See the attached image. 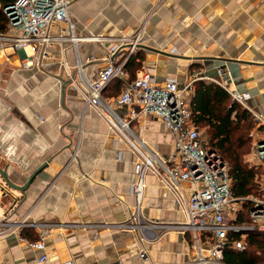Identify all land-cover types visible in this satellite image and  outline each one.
I'll use <instances>...</instances> for the list:
<instances>
[{"label":"crops","instance_id":"crops-1","mask_svg":"<svg viewBox=\"0 0 264 264\" xmlns=\"http://www.w3.org/2000/svg\"><path fill=\"white\" fill-rule=\"evenodd\" d=\"M68 11L76 32L85 36L118 37L144 27L147 44L135 53L140 55L139 66L134 74L126 71L128 78L148 71L155 83H161L184 80L198 71L204 77L199 80L222 81L226 71L214 74L201 63L217 58L236 61L237 76L227 81L228 88L248 92V107L264 115V0H69ZM111 45L108 40L80 41L77 57L66 45L68 70L75 74L78 61L90 81L104 64L100 47ZM59 48L53 47L52 58L42 67H23L20 53L0 52L10 68L4 90L13 108L0 109V219L26 216V221L36 223V228L20 230L26 239L24 232L37 239L42 226L52 224L43 239L46 264L184 262L187 245L178 232L143 230L148 239L143 260L136 231L99 226L124 221L130 214L135 158L127 144L112 135L104 118L85 106L75 86L78 76L69 82L59 64ZM116 83L113 79L105 87V98L118 93ZM131 126L150 148L163 155L170 151L173 138L161 121L141 117ZM145 185L144 222L183 219L172 194L155 176L147 174ZM8 237L0 238V264H33L35 252Z\"/></svg>","mask_w":264,"mask_h":264},{"label":"built area","instance_id":"built-area-1","mask_svg":"<svg viewBox=\"0 0 264 264\" xmlns=\"http://www.w3.org/2000/svg\"><path fill=\"white\" fill-rule=\"evenodd\" d=\"M69 0H14L2 7L7 25L0 32V52L21 54L23 67H42L52 58L53 47L59 45L60 66L69 82L75 83L85 106L92 107L104 118L112 135L124 141L135 158V172L129 183L134 206L124 221L100 224L105 230L118 229L137 233L142 245L139 257L147 259L144 244L148 239L143 230L160 228L178 232L185 239L187 259L179 264H225L224 248L245 249L241 238L249 231L264 232V115L251 111L247 105L248 92L228 88L227 79L211 80L224 88L232 102L247 109L255 123L250 132V165L258 169L255 182L258 195L235 197L231 190L228 164L220 153L211 147L204 130L194 125L189 106L194 82L203 79L198 71L184 80L170 78L155 83L148 71L129 79L123 66L127 59L147 44L143 26L134 32L118 37L85 36L76 32L69 15ZM112 43L106 50L100 47L104 64L90 81L82 75L81 63L72 73L63 58L66 45L78 56L77 43L92 41ZM120 55V59H117ZM93 58H88L91 61ZM113 79L122 82L120 92L111 98L103 97L105 87ZM125 108L120 114L119 109ZM161 121L172 135L170 151L160 154L139 139L132 130V123L139 118ZM155 176L162 187L169 191L175 207L183 219L176 223L143 221L142 199L145 176ZM36 223L26 221V216L16 221L0 219V238L15 235L35 252L33 264H46L44 237L53 229L44 224L38 238L30 240L20 235L22 228H36ZM233 233L239 239L233 238ZM61 264H73L65 261ZM113 264H122L116 261Z\"/></svg>","mask_w":264,"mask_h":264},{"label":"trees","instance_id":"trees-1","mask_svg":"<svg viewBox=\"0 0 264 264\" xmlns=\"http://www.w3.org/2000/svg\"><path fill=\"white\" fill-rule=\"evenodd\" d=\"M13 1L0 0V32L4 31L7 25V17L2 7ZM139 56V54L130 56L123 66L124 70L134 74L139 66L136 62ZM132 78L129 77V79ZM115 80L116 90L119 93L122 82ZM103 97H105L104 94ZM189 106L194 125L204 130L211 147L217 150L228 164L233 195L235 197L258 195L259 189L255 182L258 169L249 166L244 161V155L249 152L250 148V132L255 125L251 113L237 102H232L229 93L224 88L214 82L204 80L194 82ZM23 234L30 240L36 239V236L28 232ZM232 236L234 239L240 238L235 233ZM245 244L246 247L242 250L225 247L224 263L264 264V232H247Z\"/></svg>","mask_w":264,"mask_h":264},{"label":"water","instance_id":"water-1","mask_svg":"<svg viewBox=\"0 0 264 264\" xmlns=\"http://www.w3.org/2000/svg\"><path fill=\"white\" fill-rule=\"evenodd\" d=\"M236 63L237 62L234 60L225 59V58H217V59H213L212 61H210V63H201V65L208 71L213 70L214 74L218 72L221 74V72L226 71L223 79H227L228 82L230 80L234 82V80L236 79L235 77L237 76L235 74ZM45 164L46 163H43L40 167H38L37 172L43 169L45 167ZM14 238H16L15 235H9L8 240H12Z\"/></svg>","mask_w":264,"mask_h":264},{"label":"rangeland","instance_id":"rangeland-1","mask_svg":"<svg viewBox=\"0 0 264 264\" xmlns=\"http://www.w3.org/2000/svg\"><path fill=\"white\" fill-rule=\"evenodd\" d=\"M9 72H10V68H9L8 64L5 63L3 58H0V109L1 110L5 109V111L7 110L8 112L12 111V109H13L11 107V105H7V103H6L7 102L6 101L7 97H6V93H5V90H4V84H5L6 80H7ZM251 158H252V155H251V143H250L249 152L244 155V161L249 166H250V162L249 161L251 160ZM241 238L245 241V235L242 236Z\"/></svg>","mask_w":264,"mask_h":264}]
</instances>
